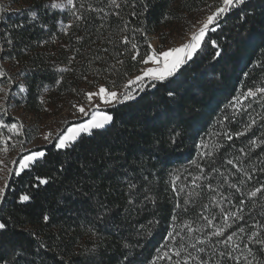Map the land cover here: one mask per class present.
Returning a JSON list of instances; mask_svg holds the SVG:
<instances>
[{"label":"trees","instance_id":"trees-1","mask_svg":"<svg viewBox=\"0 0 264 264\" xmlns=\"http://www.w3.org/2000/svg\"><path fill=\"white\" fill-rule=\"evenodd\" d=\"M55 1L6 0L0 14L2 60L13 69L0 68V90L23 82L16 107L43 119L99 84L125 88L153 38L164 44L175 27L192 30L220 3L74 0L61 11ZM239 11L209 34L225 59L213 69L209 48L177 74L181 106L160 104L164 117L144 121L136 101L115 105L107 109L113 123L98 134L66 151L46 147V159L9 179L0 264H264V245L252 239H264V92L256 91L264 88V0H247L246 22ZM165 97L161 87L149 99ZM1 110L0 121L17 123ZM38 176L47 183L37 187ZM22 193L32 197L26 205Z\"/></svg>","mask_w":264,"mask_h":264},{"label":"snow or ice","instance_id":"snow-or-ice-1","mask_svg":"<svg viewBox=\"0 0 264 264\" xmlns=\"http://www.w3.org/2000/svg\"><path fill=\"white\" fill-rule=\"evenodd\" d=\"M112 2L115 3V0H112ZM66 5L74 8V0H66ZM66 5L62 3H53L52 7L63 9ZM246 6L247 0H220V3L215 10L210 11L204 19L199 21V27L192 31L190 36L186 39V42L180 46L157 51L153 48V45L149 43L148 48L151 51L150 53L145 54L140 61L145 67L140 69L139 75L128 81L127 85H125L126 91L121 93L101 85L96 91L85 93L84 95L87 99L88 107L86 108L83 105H73V107L82 116L87 117V119L82 123L70 125L55 135L52 132H48L44 134L43 140L47 143H51L57 150L66 151L67 149L72 148L84 134L89 136L94 133L98 134V130L105 129L113 123V115L104 109L119 104H125L128 101H136V105H132V107L140 106L144 108V111L141 114V119L144 121L162 119L166 114V111H159L160 104H163L165 110H167L170 106H181L184 100V96L174 87V85L177 84V74L179 73L180 75H183L180 70L189 64H196L197 58L202 54L207 55L209 48L212 49L210 62L212 63V68L215 69V67L225 59L227 51L220 45L217 39L211 38L209 34L217 32L221 27V24L226 23V17H228V15L235 9L240 10L237 13L240 21L246 22L247 17L243 14ZM80 18L81 17L79 16L77 17V19ZM124 42L128 43L127 38H124ZM132 47L134 51L132 58L135 60L140 53L135 44H133ZM0 75H3V73L0 72ZM133 85H137L135 91L132 89ZM158 85L160 87H158ZM161 87L166 93V97L161 98L158 101L150 100L149 96H155L161 91ZM148 89H155V91L149 93ZM20 91L23 92L24 89L21 88ZM256 91L264 92V88L257 89ZM140 93H144V95H140ZM248 95L252 96L255 95V93L249 91ZM145 101H147V104L144 103ZM0 107H2V105H0ZM154 109L156 112L154 116L150 117L149 113ZM5 127L8 128L9 132H16L17 135H19L18 126L16 124L6 125L4 122L0 121V128ZM177 135H179V133L173 130V136L175 137ZM12 141L13 137L11 135L5 136L0 133V152L7 153L9 148H14L16 145L15 143H12ZM172 142L175 143V139H173ZM17 143L21 145V155L18 160H12V163L15 164L17 168L16 170L9 169V174L20 176L24 174L26 170H32L40 160L46 159L47 152L45 150L46 145H37L35 149H32L24 148L23 140H19ZM228 163L231 164L232 161L230 160ZM0 166H5L3 160H0ZM36 179L38 181V184L36 185L37 187L39 184L47 183L46 178L38 176ZM130 187H134V185H130ZM7 188V183L0 186V201L4 200ZM256 191H260V189H257ZM251 195L255 196L256 192H253ZM31 198L32 197L29 194L22 193L18 196V202L21 205H26L30 202ZM227 218L228 217L226 216L225 219ZM43 220L46 223L49 220V217L45 215ZM208 223L211 224L212 221L209 220ZM6 228L7 225L0 222V232H3ZM240 231H243V229H240ZM221 234L222 233L219 230L213 233V235L216 236ZM32 235H34V233H32ZM252 239L259 244L264 245V239H257L256 234H253ZM227 240L231 241L232 237H227ZM200 243H202V241ZM192 247L195 248L196 245H192ZM198 251L202 252L203 249H198ZM249 251L251 252V249H249ZM180 255L181 252L179 250L175 252V256L179 257ZM188 255L191 257V253ZM221 255H225V253H221ZM228 255L231 259H237L236 257H232L230 253ZM165 256H167V253H165ZM129 264H131V262H129ZM177 264H180V262L177 261ZM183 264H188V259H185ZM201 264H203V261Z\"/></svg>","mask_w":264,"mask_h":264},{"label":"rangeland","instance_id":"rangeland-1","mask_svg":"<svg viewBox=\"0 0 264 264\" xmlns=\"http://www.w3.org/2000/svg\"><path fill=\"white\" fill-rule=\"evenodd\" d=\"M55 3H62L66 5V0H56ZM71 8H72L71 6L66 5L65 8L63 9L58 8V9L61 11H66ZM4 9H8L7 2L6 0H0V14L2 10ZM205 17H203L202 19H204ZM202 19L194 23V28L190 31L181 29V27H178V28L175 27L173 29L174 34H172L166 40V43L164 44H162L159 38L157 37L153 38L152 43H151L153 45V48L156 49L157 51H161V50H166L171 47L180 46L181 44L186 42V39L190 36L191 32L194 31L197 27H199V21H201ZM3 57H4L3 49L1 48V43H0V68L3 67L4 69L13 70L10 63L3 62L2 60ZM14 85H16V90L14 92L13 90L4 88L0 95V105H2L0 109L4 110L5 112L8 111L11 117L17 120L16 125L18 126V132H19V135H17L16 132H9L10 135L13 137L12 143H15L16 146L14 148H11V151L8 152L3 158L5 166H3V180L0 183V186H2L4 183H7L9 185L8 182H9V179L11 178V175L9 174V169L16 170L17 168V166L12 163L13 159L18 160L21 155V145L17 143V141L23 140L24 148L35 149L37 145H46V147H48L52 144L47 143L43 140L44 134L48 132H52L55 135L61 132L64 128L70 125H76V124L82 123L87 119V117L82 116L73 107V105H83L87 108L88 102H87L86 97H84L82 101L76 102L72 106L66 108L62 113H60L56 117L43 119L38 116L30 115L25 110L17 108L15 104V101L19 98L20 89L23 88L25 91V86L23 82H21L20 80L18 81L15 80ZM101 85L108 88L105 84H99L95 88L87 90L86 93L96 91ZM136 88H137V85L132 86L133 91H135ZM111 90H116L121 93L126 91L125 88L120 89V90L119 89H111ZM5 108L8 110H6ZM107 109H104V110L107 111ZM84 135H87V134H84Z\"/></svg>","mask_w":264,"mask_h":264},{"label":"water","instance_id":"water-1","mask_svg":"<svg viewBox=\"0 0 264 264\" xmlns=\"http://www.w3.org/2000/svg\"><path fill=\"white\" fill-rule=\"evenodd\" d=\"M12 177H13V175H11V178H10V179H12ZM8 187H9V185H8ZM7 189H8V188H7ZM7 189H6V191H5V195H6ZM4 197H5V196H4ZM1 203H2V201H1ZM1 203H0V205H1Z\"/></svg>","mask_w":264,"mask_h":264}]
</instances>
